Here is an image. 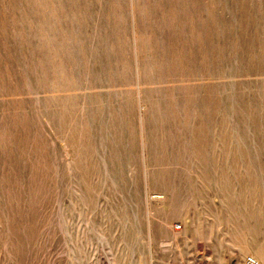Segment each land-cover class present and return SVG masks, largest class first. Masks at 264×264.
I'll return each instance as SVG.
<instances>
[{"label":"rangeland","instance_id":"374dc122","mask_svg":"<svg viewBox=\"0 0 264 264\" xmlns=\"http://www.w3.org/2000/svg\"><path fill=\"white\" fill-rule=\"evenodd\" d=\"M264 264V0H0V264Z\"/></svg>","mask_w":264,"mask_h":264},{"label":"built area","instance_id":"2783aa9c","mask_svg":"<svg viewBox=\"0 0 264 264\" xmlns=\"http://www.w3.org/2000/svg\"><path fill=\"white\" fill-rule=\"evenodd\" d=\"M246 264H260V263L255 257L249 256L247 257Z\"/></svg>","mask_w":264,"mask_h":264},{"label":"bare ground","instance_id":"6f19581e","mask_svg":"<svg viewBox=\"0 0 264 264\" xmlns=\"http://www.w3.org/2000/svg\"><path fill=\"white\" fill-rule=\"evenodd\" d=\"M254 257H255L257 260H258V258H259L258 256H254ZM258 261H259V260H258ZM259 263H260V262H259Z\"/></svg>","mask_w":264,"mask_h":264}]
</instances>
